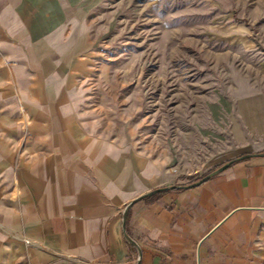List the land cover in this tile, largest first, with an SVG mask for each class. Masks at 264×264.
Masks as SVG:
<instances>
[{"label":"crops","instance_id":"0c3cea01","mask_svg":"<svg viewBox=\"0 0 264 264\" xmlns=\"http://www.w3.org/2000/svg\"><path fill=\"white\" fill-rule=\"evenodd\" d=\"M79 22L70 0H0V264H264V155L124 219L166 183L91 125Z\"/></svg>","mask_w":264,"mask_h":264},{"label":"rangeland","instance_id":"374dc122","mask_svg":"<svg viewBox=\"0 0 264 264\" xmlns=\"http://www.w3.org/2000/svg\"><path fill=\"white\" fill-rule=\"evenodd\" d=\"M70 1L89 38L83 109L136 168L186 185L264 151V0Z\"/></svg>","mask_w":264,"mask_h":264},{"label":"water","instance_id":"95a60500","mask_svg":"<svg viewBox=\"0 0 264 264\" xmlns=\"http://www.w3.org/2000/svg\"><path fill=\"white\" fill-rule=\"evenodd\" d=\"M264 155V151L263 152H255V153H246V154H242L234 159H231L229 161H227L226 163L222 164L221 166L217 167L216 169L210 171L209 173H207L206 175H204L201 179H199L198 181L192 182L190 184H186V185H168V186H163V187H158V188H154L152 190H149L148 192H145L141 195H139L138 197H136L135 199H133L131 202H129L125 208V212H124V219L126 217L127 211L130 208V206L136 202L137 200L149 196V195H153L155 193L161 192V191H165L168 189H172L175 187H192V186H197L200 185L201 183H203L205 180H207L208 178H210L211 176L219 173L220 171H222L223 169H225L226 167H228L229 165H231L234 161L236 160H241V159H246L248 157H252V156H262ZM131 241L132 239L129 238Z\"/></svg>","mask_w":264,"mask_h":264},{"label":"built area","instance_id":"2783aa9c","mask_svg":"<svg viewBox=\"0 0 264 264\" xmlns=\"http://www.w3.org/2000/svg\"><path fill=\"white\" fill-rule=\"evenodd\" d=\"M26 241H28V240H26Z\"/></svg>","mask_w":264,"mask_h":264}]
</instances>
